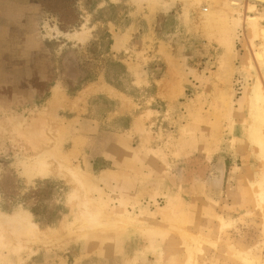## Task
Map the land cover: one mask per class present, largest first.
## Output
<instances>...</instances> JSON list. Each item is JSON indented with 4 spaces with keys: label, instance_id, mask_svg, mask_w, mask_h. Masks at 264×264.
<instances>
[{
    "label": "rangeland",
    "instance_id": "1",
    "mask_svg": "<svg viewBox=\"0 0 264 264\" xmlns=\"http://www.w3.org/2000/svg\"><path fill=\"white\" fill-rule=\"evenodd\" d=\"M225 1L0 0V214L28 213L56 238L77 230L87 197L117 224L59 245L17 241L2 222L0 264H184L181 231L211 239L195 264H241L237 251L264 264V67L249 66L246 20L264 2L230 4L229 46L205 19ZM53 149L87 173L88 193L62 173L29 177L38 158L59 165ZM39 198L51 225L30 212Z\"/></svg>",
    "mask_w": 264,
    "mask_h": 264
},
{
    "label": "bare ground",
    "instance_id": "2",
    "mask_svg": "<svg viewBox=\"0 0 264 264\" xmlns=\"http://www.w3.org/2000/svg\"><path fill=\"white\" fill-rule=\"evenodd\" d=\"M237 1L226 0L223 3V6L221 7L223 10H220L219 12H210L209 14H206V18H205L208 24L212 23L218 26L217 29L220 32L221 39L227 45L229 44V38L231 36L232 30H231L230 24H228L226 20V11L238 12V10L235 9V7L230 6V4L238 6L239 3ZM254 9H255V6L253 4H248L245 7V10L247 12L249 11L250 13L253 12ZM246 20L251 23L250 29H252V32H251L252 36L250 38V43H251V48L253 49H252V59L251 61H249V66L252 67L254 65L257 68H262L264 67V48H255L254 41L256 37L258 36H260L261 39L264 40V26H262L261 28H258L254 23L259 22V21L264 22V16L247 15ZM73 36L77 38L79 41H81L84 39L85 34L83 32H75ZM254 96H255L254 103L257 107H259L260 115H259V129L254 130L253 138L256 143V146L259 147L258 150H260L261 152H264V104H262V102H264V89L260 87V84H258V87H256ZM33 135L37 136L35 134ZM42 135L43 133L40 134V136ZM52 147H58V146L57 144H55ZM53 156H55L56 159H58V163L60 166H62L61 163H64L66 165V167L64 165V167L66 168L65 170H63L59 165L55 169H51L48 162L46 161V158H38L34 161H31L27 167V174H29V177L39 176V177L44 178L50 174L57 175L59 173H62L70 181H72L75 185L82 188L85 191L84 193H88L92 187V184L90 181V177H88L87 173L78 169L77 167L69 166L68 165V155H64L58 152V150L56 149H53ZM85 198H86V200H84L85 203L82 205L80 209L79 215L81 217L80 218L81 220H80V225L77 228V230L60 235L56 238H52L50 235H48L44 231H41L37 227V225L31 221L30 219L31 217L28 213L26 214L17 213L13 215L0 214V224L4 222L8 226L11 236L13 235L17 241L21 240L24 242H28V244H31V243L32 244H38V243L50 244V243L55 242L57 244L59 243V245L61 243L63 244V242H66L68 240H76L78 238L85 237L89 232H92L96 229L98 230L103 229V227H106L107 225L111 226L114 224L106 220L107 216H105L104 212L102 211L100 207L94 205L93 202H91V200L87 199V197ZM255 200H256L257 207L260 208L262 205H264V188H262L261 185H259L257 192H255ZM119 225L121 226V224ZM114 226H117V224H114ZM122 228H123V225H122ZM222 228H223V225L221 229ZM181 233H184L185 235H187L193 243L191 246L188 245L186 249L187 256H186L184 264H195L194 263V252L195 251L202 252V250L199 248L200 247L199 245L201 243H205L209 245L211 243L210 242L211 240L208 237H204L202 235H194V234L187 233L184 231H181ZM234 257H236L241 264H260L258 259L251 256L250 251L234 252Z\"/></svg>",
    "mask_w": 264,
    "mask_h": 264
},
{
    "label": "trees",
    "instance_id": "3",
    "mask_svg": "<svg viewBox=\"0 0 264 264\" xmlns=\"http://www.w3.org/2000/svg\"><path fill=\"white\" fill-rule=\"evenodd\" d=\"M262 2H264V0H262ZM71 5H73V4H71ZM46 10L49 11V9H46ZM72 15H74V13ZM60 22H61V24H72L73 21H69V19L67 17H65L64 19H61V17H60ZM103 34H104L103 38H106V40H107V45L108 44L110 45V42H111L110 35L106 32H103ZM95 44H96V42L93 41L91 45H95ZM84 72L85 73H84V76H82V80L84 82L89 81V79H91V77L88 74V70H84ZM72 91H74V89ZM42 200H43L42 198H39L38 202H35L33 205H31L29 207V209H30V212L32 213V215L35 217L37 223H39L41 226H48V225H51L53 223L52 215L38 213V211H37V208L41 206Z\"/></svg>",
    "mask_w": 264,
    "mask_h": 264
},
{
    "label": "crops",
    "instance_id": "4",
    "mask_svg": "<svg viewBox=\"0 0 264 264\" xmlns=\"http://www.w3.org/2000/svg\"><path fill=\"white\" fill-rule=\"evenodd\" d=\"M211 240V239H210Z\"/></svg>",
    "mask_w": 264,
    "mask_h": 264
}]
</instances>
